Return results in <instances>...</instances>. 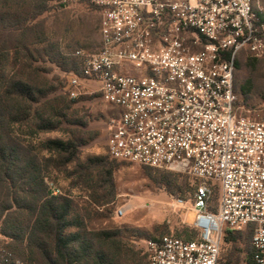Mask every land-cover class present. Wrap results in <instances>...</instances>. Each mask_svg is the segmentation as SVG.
<instances>
[{"label":"built area","instance_id":"2783aa9c","mask_svg":"<svg viewBox=\"0 0 264 264\" xmlns=\"http://www.w3.org/2000/svg\"><path fill=\"white\" fill-rule=\"evenodd\" d=\"M62 1L100 17L99 47L76 50L82 71L67 75L72 97L84 86L117 108L109 156L198 181L197 239L144 240L149 264H220L225 226L253 227L254 262L264 264V96L243 106L235 85L240 53L264 56L260 0ZM0 264L26 263L0 245Z\"/></svg>","mask_w":264,"mask_h":264},{"label":"trees","instance_id":"16d2710c","mask_svg":"<svg viewBox=\"0 0 264 264\" xmlns=\"http://www.w3.org/2000/svg\"><path fill=\"white\" fill-rule=\"evenodd\" d=\"M52 1L58 0H0V237L26 264H132L122 231L90 230L74 201L50 185L56 172L76 163L81 148L100 134L90 129V119L74 110L81 97H71L66 88L58 94L57 80L43 76L34 65L44 60L67 74L82 71L74 53L32 34L36 20L52 10ZM258 18L264 25V15L258 13ZM61 131L68 132L67 139L41 138ZM120 163L126 162L107 153L76 165L80 183L103 193L95 199L99 205L114 201L113 174ZM141 167L172 195L183 200L194 195L198 181L193 177ZM218 190L214 188L212 211H217ZM186 230L183 239H197L193 227ZM253 232V227L235 231L225 226L222 247L235 248L245 238L250 242L247 264H256Z\"/></svg>","mask_w":264,"mask_h":264},{"label":"rangeland","instance_id":"374dc122","mask_svg":"<svg viewBox=\"0 0 264 264\" xmlns=\"http://www.w3.org/2000/svg\"><path fill=\"white\" fill-rule=\"evenodd\" d=\"M259 4L260 13L264 15V0H260ZM48 6L52 10L36 20L32 31L34 37L56 44L69 55L78 49L93 51L99 47L100 17L95 9L84 3H64L62 0L49 2ZM34 65L42 71L43 76L57 80L60 84L58 94L64 92L65 88L70 90L67 73L44 60H37ZM235 85L241 105L259 108L264 96V56L257 59L252 53L244 51L240 56ZM73 90L82 99L74 106V110L79 116L90 119V129L100 134L96 140L81 148L76 163L56 172L55 180L50 185L74 201L75 209L83 216L90 230L122 231L123 244L135 260L132 264H149L143 250L144 240L179 234L186 238V229L194 225L197 215L192 210L194 195L189 193L183 200L169 193L141 166L120 163L113 174L116 189L114 201L99 205L95 199L103 193L92 192L80 183L75 174L76 165H83L90 158L107 155V124L117 108L98 97L93 89L78 86ZM66 133L42 134L41 138L67 139ZM217 195L219 197V190ZM120 209L124 210L123 215L119 214ZM7 242L0 237L1 246ZM249 245L250 242L246 243L245 238L235 248L224 244L221 264H247Z\"/></svg>","mask_w":264,"mask_h":264},{"label":"crops","instance_id":"0c3cea01","mask_svg":"<svg viewBox=\"0 0 264 264\" xmlns=\"http://www.w3.org/2000/svg\"><path fill=\"white\" fill-rule=\"evenodd\" d=\"M242 53H243V52H242ZM242 53H240V55H239V58H238V62H237V64H239V61H240V56H241V54H242Z\"/></svg>","mask_w":264,"mask_h":264}]
</instances>
